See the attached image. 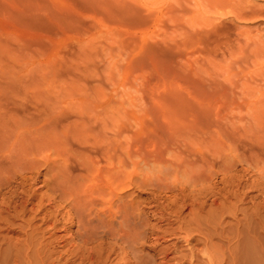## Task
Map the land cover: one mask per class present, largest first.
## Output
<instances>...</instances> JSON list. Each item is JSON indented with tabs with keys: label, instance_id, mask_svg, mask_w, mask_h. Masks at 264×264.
<instances>
[{
	"label": "rangeland",
	"instance_id": "374dc122",
	"mask_svg": "<svg viewBox=\"0 0 264 264\" xmlns=\"http://www.w3.org/2000/svg\"><path fill=\"white\" fill-rule=\"evenodd\" d=\"M120 126L121 143L140 144L144 154L179 136L173 149L190 145L195 157L215 162L204 167L216 175L207 209L219 188L224 241L239 248L253 213L264 225V0H0V264H28V220L41 224L31 207L47 194L50 150L75 158L83 136L114 142ZM45 145L53 146L43 153ZM171 154L163 160L175 162ZM28 158L41 161L32 183ZM167 238L161 247L174 242ZM246 241L258 246L254 264H264L261 246ZM149 242L143 255H152Z\"/></svg>",
	"mask_w": 264,
	"mask_h": 264
},
{
	"label": "bare ground",
	"instance_id": "6f19581e",
	"mask_svg": "<svg viewBox=\"0 0 264 264\" xmlns=\"http://www.w3.org/2000/svg\"><path fill=\"white\" fill-rule=\"evenodd\" d=\"M221 2L219 5L222 8L224 5H221ZM225 7L221 10H225ZM244 16L242 13L237 15L241 19H245ZM123 129L121 127L115 134L114 142L105 138L103 134L102 140L92 139L86 134L83 136L80 150L76 148L79 152L75 149L76 155L78 154L75 158L67 155V151L66 153L58 147L55 149V146L50 150L55 158L47 159L48 156L44 158L47 159L45 160L47 165H45V173L42 174L44 176L42 187L47 188V194L39 198L36 210L34 206L31 207V211L37 212L42 217L40 216L39 226L33 225L35 216L28 220V264L32 263V257H36L38 264H112L113 262L114 264H254V249L258 246L252 247L251 241L248 244L246 239L250 238L261 246L259 253L264 255L263 216L260 217L257 213L252 212L249 217L252 225L249 231L243 234L246 236L240 241L241 246L238 244L239 240L237 241L239 247L235 248L237 251L233 250V252L230 249L229 238L224 241L222 195L218 191V186H216L217 192L212 195L213 200L209 209L206 204L207 184L212 182L215 174L206 173L209 172L210 167L208 171L204 169L208 164L213 168L214 161L209 162L200 153L195 157L193 152L195 150L190 145L180 150L176 143L179 151L176 147L173 149L172 142L180 139L179 136L175 139L167 136V140L164 138L166 142L161 138L162 149L160 147L157 151L156 146L155 152L153 150L151 154L148 152L144 154L140 144L126 147L121 143V139L125 136ZM186 139L183 138L182 141ZM50 146L47 145L46 148L43 146V153ZM168 153L175 156L173 157L175 162L163 160V156ZM191 153L193 158L190 156ZM50 155L49 158L52 157ZM214 156L216 157L215 153ZM31 163L33 166H28V180L32 183L37 181L42 172H40L41 164L37 163L38 167ZM197 163L201 170L195 168ZM75 168L80 172L73 177L71 173ZM194 169L197 171L195 172ZM189 175L192 176L184 179ZM9 177V179L13 177L14 180V175ZM75 178L77 181L74 182ZM213 183L211 186L216 185ZM130 188L138 193L147 191L150 197L141 202L128 201L129 195L126 192ZM28 194L32 199L37 195L36 191H31L29 184ZM43 199L47 202L48 208L42 205ZM143 204L149 206L148 213L143 211ZM243 217L246 225L248 218ZM234 218L238 226L240 220ZM59 226L63 234L57 236L56 234L60 232ZM75 226L76 230L72 232L71 229ZM239 232L240 234L235 235L237 238L242 233L240 230ZM46 234L49 236L47 241L44 239ZM165 237L173 239L174 242L171 240L172 243L161 247ZM149 240L151 244L149 242L148 248L152 251V255H143L142 251ZM178 243H183L184 248H180ZM59 245L61 249H66L57 252L55 249ZM260 263L262 264L261 260Z\"/></svg>",
	"mask_w": 264,
	"mask_h": 264
}]
</instances>
